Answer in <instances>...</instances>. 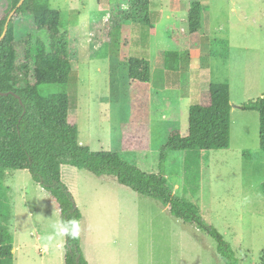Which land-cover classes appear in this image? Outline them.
Here are the masks:
<instances>
[{"label":"rangeland","instance_id":"374dc122","mask_svg":"<svg viewBox=\"0 0 264 264\" xmlns=\"http://www.w3.org/2000/svg\"><path fill=\"white\" fill-rule=\"evenodd\" d=\"M193 5L201 8L202 43L189 51L187 15ZM50 8L60 14L59 32L68 33L73 71L65 87L41 90L66 92L79 142L92 152L117 153L141 171L157 173L168 135L187 133L188 108L210 84L229 85L232 107L264 98V0H150L154 29L146 37L131 26L127 40L112 16L113 9L130 10L125 0H50ZM214 40L229 43L228 60L209 58ZM38 41L33 55L44 48L45 35ZM166 51L181 54L177 70L164 68ZM129 57L150 62L146 152L121 146L120 129L129 117ZM164 169L170 191L195 207L241 264H264V152L257 112L232 109L228 149L170 152ZM0 174L4 225L14 240L12 264H64L65 236L54 200L27 171ZM62 177L82 216L80 235L91 264H223L213 239L113 177L70 167Z\"/></svg>","mask_w":264,"mask_h":264},{"label":"trees","instance_id":"16d2710c","mask_svg":"<svg viewBox=\"0 0 264 264\" xmlns=\"http://www.w3.org/2000/svg\"><path fill=\"white\" fill-rule=\"evenodd\" d=\"M18 1L0 0V36ZM125 2L129 11L112 10L113 19L124 26L125 40L131 26L140 27L147 37L154 29L150 0ZM200 13L201 8L193 5L187 15L189 51L198 50L202 43ZM60 26V14L50 8V0H25L12 16L0 42V93L8 94L0 95V171H27L32 181L54 200L62 229L67 230L64 231V264H88L80 247L82 216L61 178L64 166L96 177H113L120 186L158 202L170 216L195 226L213 239L223 264H241L221 234L203 222L192 204L174 195L164 178V164L170 152L229 148L233 109L229 85L210 84L200 93L197 104L188 109L187 133L172 131L160 150L158 172H143L123 161L117 153L92 152L81 145L66 92L41 90L45 86L65 87L73 71L68 33L59 32ZM40 34L45 35V45L38 55H33L30 49L39 45ZM163 57L166 70L179 68L178 51H166ZM209 58L228 60L229 43L212 41ZM125 70L129 117L120 129L121 146L125 152H146L150 148V62L144 57H129ZM240 109L258 113L259 148L264 152V98L248 101ZM7 219L8 211L0 198V264L13 262V237L4 225ZM74 230L78 234L73 238L70 233Z\"/></svg>","mask_w":264,"mask_h":264},{"label":"crops","instance_id":"0c3cea01","mask_svg":"<svg viewBox=\"0 0 264 264\" xmlns=\"http://www.w3.org/2000/svg\"><path fill=\"white\" fill-rule=\"evenodd\" d=\"M230 97H231V94H230ZM182 98H186V96H184V97H182ZM233 108H238V109H240V106H235V107H233ZM189 109V108H188ZM95 131H97V129L95 130ZM182 134H185V133H182ZM66 167L67 166H64V167H62V169H61V178H62V182L64 183V177H62V172H64V170H66ZM108 178H110V177H108ZM112 180V179H111ZM115 182V181H114ZM81 223H82V221H81ZM80 234H81V230H80ZM80 237H81V235H80ZM13 242H14V240H13ZM80 247H81V250H82V253H83V255H84V257H85V260L87 261V263L88 264H91V261H92V253L90 252V250H88V247L82 242V240H81V242H80ZM44 250L46 251L47 250V248L45 247L44 248Z\"/></svg>","mask_w":264,"mask_h":264},{"label":"water","instance_id":"95a60500","mask_svg":"<svg viewBox=\"0 0 264 264\" xmlns=\"http://www.w3.org/2000/svg\"><path fill=\"white\" fill-rule=\"evenodd\" d=\"M24 1H25V0H19L18 3H17V5H16V7H15V8L10 12V14L8 15L7 20H6V23H5V26H4L3 33H2V35L0 36V42L3 40V38H4L5 35H6L7 29H8V25H9V22H10L12 16H13L14 13L16 12V10L22 6V4L24 3ZM0 95H2V96H6V95H8V94H7V93H0ZM15 96L19 99V97H18L17 95H15Z\"/></svg>","mask_w":264,"mask_h":264},{"label":"clouds","instance_id":"9594fccd","mask_svg":"<svg viewBox=\"0 0 264 264\" xmlns=\"http://www.w3.org/2000/svg\"><path fill=\"white\" fill-rule=\"evenodd\" d=\"M65 232L67 231V230H64ZM78 234V232L77 231H72L71 233H70V235L74 238L76 235Z\"/></svg>","mask_w":264,"mask_h":264}]
</instances>
